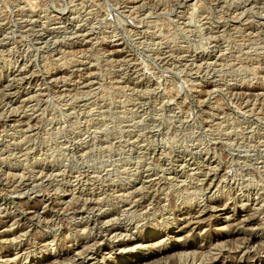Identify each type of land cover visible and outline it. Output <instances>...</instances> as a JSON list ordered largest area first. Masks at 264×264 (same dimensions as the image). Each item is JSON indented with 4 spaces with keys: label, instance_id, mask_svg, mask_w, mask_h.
Wrapping results in <instances>:
<instances>
[{
    "label": "rangeland",
    "instance_id": "1",
    "mask_svg": "<svg viewBox=\"0 0 264 264\" xmlns=\"http://www.w3.org/2000/svg\"><path fill=\"white\" fill-rule=\"evenodd\" d=\"M152 263L264 264V0H0V264Z\"/></svg>",
    "mask_w": 264,
    "mask_h": 264
},
{
    "label": "bare ground",
    "instance_id": "2",
    "mask_svg": "<svg viewBox=\"0 0 264 264\" xmlns=\"http://www.w3.org/2000/svg\"><path fill=\"white\" fill-rule=\"evenodd\" d=\"M209 173V172H208ZM133 196V195H132ZM141 197V196H140ZM123 200V199H122ZM121 202V201H120ZM130 205V204H129ZM102 215V214H101ZM110 219V218H109ZM112 220V219H111ZM107 221V220H106ZM196 221V220H195ZM200 221V220H199ZM197 222V221H196ZM110 223V222H109ZM107 224V223H106ZM94 226H95V224H93ZM101 225V224H100ZM103 225V224H102ZM242 225H244V224H242ZM115 226V225H114ZM169 226L170 225H168V228H169ZM98 227V226H97ZM100 227V226H99ZM96 228V227H95ZM101 228V227H100ZM109 228L111 229V227H110V225H109ZM118 229V228H117ZM106 230V229H105ZM165 230H167V229H165ZM182 230V229H181ZM113 231H114V229H113ZM104 232V231H103ZM107 232V231H106ZM171 233V232H170ZM114 234V233H113ZM166 235H169V232H167L166 233ZM115 239V238H114ZM95 240V239H94ZM110 240V239H109ZM143 240V239H142ZM248 240V239H247ZM97 241V240H96ZM245 241V240H244ZM248 242V241H247ZM160 243V245H161V242H159ZM163 243V242H162ZM245 243H246V241H245ZM156 244H158V243H156ZM150 245V244H149ZM168 245V244H167ZM96 246V245H95ZM146 247V246H145ZM162 247V246H161ZM241 247V246H240ZM100 248V247H99ZM113 248V247H112ZM164 248V247H163ZM166 248V247H165ZM245 248H247V245H246V247ZM160 249V248H159ZM93 250V249H92ZM97 250V249H96ZM94 251V250H93ZM159 251V250H158ZM161 251V250H160ZM159 251V252H160ZM89 253V252H88ZM93 253V252H92ZM96 253V252H95ZM80 254V253H79ZM179 254V253H178ZM94 256V255H93ZM91 257V256H90ZM77 258H79V257H77ZM94 258V257H93ZM154 258V257H153ZM81 259V258H80ZM5 260V259H4ZM152 260V259H151ZM85 262V261H84ZM83 262V263H84ZM153 264V263H152Z\"/></svg>",
    "mask_w": 264,
    "mask_h": 264
}]
</instances>
